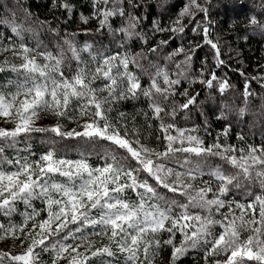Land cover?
Segmentation results:
<instances>
[{
  "label": "snow or ice",
  "instance_id": "6c2138e0",
  "mask_svg": "<svg viewBox=\"0 0 264 264\" xmlns=\"http://www.w3.org/2000/svg\"><path fill=\"white\" fill-rule=\"evenodd\" d=\"M88 6L0 4V264H264V63L231 82L210 0L148 26L151 0ZM245 19L264 40V0Z\"/></svg>",
  "mask_w": 264,
  "mask_h": 264
},
{
  "label": "trees",
  "instance_id": "16d2710c",
  "mask_svg": "<svg viewBox=\"0 0 264 264\" xmlns=\"http://www.w3.org/2000/svg\"><path fill=\"white\" fill-rule=\"evenodd\" d=\"M4 0H0V4H2ZM9 4H11L12 0H7ZM76 5L78 6L80 11H83L85 14L88 12V0H74ZM162 2V0H160ZM182 2L185 0H169L168 4H165L163 8L157 7V0H151V7L148 9V17L146 21V26L151 22L153 18L162 19L163 21H167L169 15L174 14L179 7L181 6ZM25 7L30 8L33 12L38 13L41 15V18H51L50 14L47 13V0H22ZM254 0H210V7H209V19L213 21V36L219 32V34L224 38L233 43V46H238L242 52V57L236 58L233 61L232 67L226 69L228 71V75L231 78V82L233 84L242 85V78L236 74L232 68L239 64L240 60H243V63L248 68V71L252 74H256L257 71V64L264 63V61L260 60L261 50L264 48V40L260 39L259 36L251 37L250 39L245 42L243 40H237V33L243 34L245 32L244 24L246 23V15L249 14V9L252 8ZM171 5V6H169ZM59 15V13H57ZM5 14L0 8V17H3ZM19 15V14H18ZM89 27L92 25L89 24ZM191 27V26H190ZM0 29H4L5 32L8 30L4 27V25H0ZM76 24H73L69 31H75ZM190 37L193 34L189 33ZM159 36V34H158ZM81 41L85 38L83 34L78 37ZM159 38H165L163 36H159ZM107 42V41H105ZM179 42L173 43V47L177 46ZM207 49H197V59L202 58L204 52ZM2 58V57H0ZM198 67V65H197ZM2 76V74H0ZM252 88L257 92L260 93V86L255 81L252 82ZM205 93L201 92L200 99L202 101L205 100ZM216 102L212 99H208L204 102L203 108L198 109L192 113L190 123L195 124H202L204 119L207 118L211 123V127L213 130V135L215 134V130L222 127L220 122L216 121L217 113L214 112ZM261 101L259 99H255L252 105V111L257 112L260 108ZM129 111L132 110V104L128 103L124 106ZM204 111L206 116L202 117L200 112ZM234 115V114H233ZM253 116L248 115L244 118L243 127L247 129L249 127V122L252 121ZM47 122V121H46ZM235 123V121H234ZM71 127V125H69ZM259 127V125H257ZM235 131V130H234ZM250 141L255 139L258 142L259 139V132L256 133L255 137L249 136ZM235 140L234 133H233V141ZM230 141V142H233ZM184 264H193L192 255H189L187 258L184 259Z\"/></svg>",
  "mask_w": 264,
  "mask_h": 264
},
{
  "label": "rangeland",
  "instance_id": "374dc122",
  "mask_svg": "<svg viewBox=\"0 0 264 264\" xmlns=\"http://www.w3.org/2000/svg\"><path fill=\"white\" fill-rule=\"evenodd\" d=\"M43 123H47L46 121H43ZM3 246V242H0V247Z\"/></svg>",
  "mask_w": 264,
  "mask_h": 264
}]
</instances>
